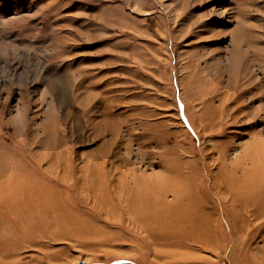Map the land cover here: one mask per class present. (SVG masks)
<instances>
[{
    "label": "rangeland",
    "instance_id": "1",
    "mask_svg": "<svg viewBox=\"0 0 264 264\" xmlns=\"http://www.w3.org/2000/svg\"><path fill=\"white\" fill-rule=\"evenodd\" d=\"M0 264H264V0H0Z\"/></svg>",
    "mask_w": 264,
    "mask_h": 264
}]
</instances>
